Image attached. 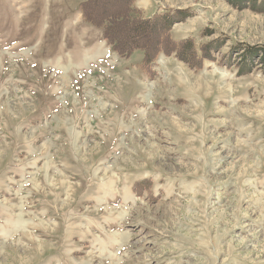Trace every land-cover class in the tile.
Wrapping results in <instances>:
<instances>
[{
  "label": "rangeland",
  "instance_id": "1",
  "mask_svg": "<svg viewBox=\"0 0 264 264\" xmlns=\"http://www.w3.org/2000/svg\"><path fill=\"white\" fill-rule=\"evenodd\" d=\"M85 2L0 0V264H264V0Z\"/></svg>",
  "mask_w": 264,
  "mask_h": 264
},
{
  "label": "trees",
  "instance_id": "2",
  "mask_svg": "<svg viewBox=\"0 0 264 264\" xmlns=\"http://www.w3.org/2000/svg\"><path fill=\"white\" fill-rule=\"evenodd\" d=\"M92 0H86V2H85V4H89V2H91ZM235 1V0H234ZM239 1V0H238ZM127 6H128V4H127ZM85 17H86V19L87 20H89V21H91L92 23H95V22H97V20H93L90 16H88L87 14H85ZM138 16L136 15V14H128L127 16H124V15H121L120 16V18H117V17H114V15H106V16H104V18H103V23L102 22H97L99 25H104L105 24V28H104V36H105V38L106 39H108L109 40V38L111 37V34H113V32H114V30L116 29L115 27H114V24H113V20H116V21H118L117 23L118 24H123L124 22H125V20H127L130 24L132 23V22H134V20H137L136 18H137ZM168 20H169V22H168V24H167V27H168V25H169V23H171V21L173 20V19H169L168 18ZM151 23V22H150ZM149 23V25L150 26H152V24H154V23H151L150 24ZM144 23H140V24H136V25H134V26H137V25H140L141 26V28H138L137 30H136V32H143V30L145 29V26L143 25ZM115 28V29H114ZM165 28H166V26H165ZM165 30H168V28L167 29H165ZM115 40V39H114ZM146 46V45H145ZM260 53H263V56H264V49L263 50H261L260 51ZM256 54H257V52H256ZM262 56V57H263Z\"/></svg>",
  "mask_w": 264,
  "mask_h": 264
},
{
  "label": "bare ground",
  "instance_id": "3",
  "mask_svg": "<svg viewBox=\"0 0 264 264\" xmlns=\"http://www.w3.org/2000/svg\"><path fill=\"white\" fill-rule=\"evenodd\" d=\"M59 126V125H58ZM72 132V131H71ZM78 140V139H77ZM182 142V141H181ZM54 181V180H53ZM29 199V198H28Z\"/></svg>",
  "mask_w": 264,
  "mask_h": 264
}]
</instances>
